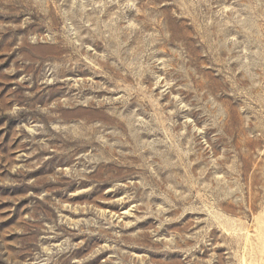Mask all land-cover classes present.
Wrapping results in <instances>:
<instances>
[{
    "label": "rangeland",
    "instance_id": "1",
    "mask_svg": "<svg viewBox=\"0 0 264 264\" xmlns=\"http://www.w3.org/2000/svg\"><path fill=\"white\" fill-rule=\"evenodd\" d=\"M0 264H264V0H0Z\"/></svg>",
    "mask_w": 264,
    "mask_h": 264
}]
</instances>
